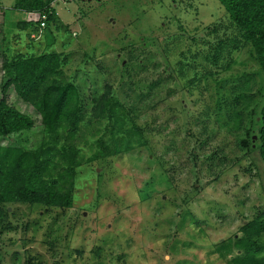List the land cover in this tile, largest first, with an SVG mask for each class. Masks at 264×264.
<instances>
[{"label": "rangeland", "instance_id": "obj_1", "mask_svg": "<svg viewBox=\"0 0 264 264\" xmlns=\"http://www.w3.org/2000/svg\"><path fill=\"white\" fill-rule=\"evenodd\" d=\"M15 1L0 0V99L8 80L3 62L56 53L84 118L72 207L3 205L1 264L240 260L242 227L264 225V163L256 136L246 135L259 127L264 77L252 47L236 43L220 3L60 0L51 5L54 20L36 30L40 15L14 10ZM21 21L34 24L23 30ZM221 38H229L231 52L210 66L205 56ZM106 92L105 112L97 115ZM6 99L34 125L0 137V147L37 150L42 119L11 88ZM111 126L123 151L92 161L96 140H110ZM255 241L264 264V232Z\"/></svg>", "mask_w": 264, "mask_h": 264}, {"label": "trees", "instance_id": "obj_2", "mask_svg": "<svg viewBox=\"0 0 264 264\" xmlns=\"http://www.w3.org/2000/svg\"><path fill=\"white\" fill-rule=\"evenodd\" d=\"M56 0H16L12 8L17 11L45 15L43 29L55 18L51 5ZM229 20V28L236 33V43L249 44L255 60L264 77V0H217ZM37 22V21H36ZM39 18L36 30L40 29ZM21 29L31 27L34 22H18ZM34 28V26H33ZM216 32V30H213ZM229 38H221L215 47H209L205 56L208 64L219 67L224 60ZM229 48V47H228ZM233 45L230 49H237ZM231 61L222 66L226 69ZM2 69L8 80L2 88L0 99V137L31 129L33 120L10 106L6 92L12 89L16 96L37 112L43 121L44 139L37 150L25 151L17 147H0V221L5 212L3 205L11 203L42 205L48 208L69 209L72 207V193L76 170L81 165L79 149L75 145L84 108L79 103L73 86L65 83L61 61L56 53L17 56L11 62L5 61ZM205 73H211L209 68ZM108 92L101 96L95 108L97 115L105 112L101 104ZM241 96L235 98V102ZM83 102V101H82ZM109 104L108 101L105 102ZM258 129H248L246 135L256 136L258 154L264 163V105L259 114ZM134 132L142 136L141 128L133 126ZM108 130L110 140L100 136L96 140L93 160L119 155L124 139L115 136V128ZM123 141V142H122ZM126 146L129 143H125ZM249 146L248 139L241 141V147ZM244 236L236 241V248L243 251V257L234 264H261L257 258L262 248L255 238L264 232V225L251 221L242 227ZM1 264V262H0Z\"/></svg>", "mask_w": 264, "mask_h": 264}, {"label": "built area", "instance_id": "obj_3", "mask_svg": "<svg viewBox=\"0 0 264 264\" xmlns=\"http://www.w3.org/2000/svg\"><path fill=\"white\" fill-rule=\"evenodd\" d=\"M58 1H60V0H56L55 2H58ZM55 2H54V4H55ZM45 19H46L45 15L44 14L41 15V17H40V20H41L40 27L41 28L44 27Z\"/></svg>", "mask_w": 264, "mask_h": 264}, {"label": "crops", "instance_id": "obj_4", "mask_svg": "<svg viewBox=\"0 0 264 264\" xmlns=\"http://www.w3.org/2000/svg\"><path fill=\"white\" fill-rule=\"evenodd\" d=\"M33 37V36H32Z\"/></svg>", "mask_w": 264, "mask_h": 264}]
</instances>
